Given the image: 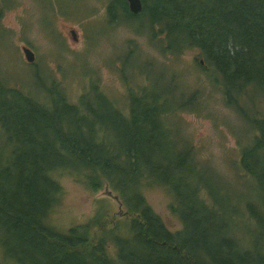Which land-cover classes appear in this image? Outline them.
I'll list each match as a JSON object with an SVG mask.
<instances>
[{"label":"trees","instance_id":"16d2710c","mask_svg":"<svg viewBox=\"0 0 264 264\" xmlns=\"http://www.w3.org/2000/svg\"><path fill=\"white\" fill-rule=\"evenodd\" d=\"M140 2L141 9L130 13L126 0H109L107 11L128 19L146 15L147 29L157 27L170 53L197 47L219 79L225 104L247 125L238 162L252 181L251 200L242 202L246 218L233 210L231 224L213 225L210 215L197 220L184 211L187 202L194 213L206 207L205 190L185 181L198 160L184 141V150L177 146L167 127L175 107H164L155 95L142 88L128 93L122 112L93 86L69 103L62 90L56 95L44 87L47 99L39 100L1 78L0 134L7 146L0 159V232L8 241L0 247L17 264H26L31 250L29 264H264V241L251 236L253 222L264 224V0ZM105 125L114 132L112 141L100 135ZM56 168L84 170L89 185L109 186L125 206L124 232L104 230L89 245L85 227L61 232L49 226L46 215L59 190L50 175ZM151 183L171 194L170 208L182 223L178 231L168 230L146 204L141 188ZM106 234L113 255L106 252Z\"/></svg>","mask_w":264,"mask_h":264},{"label":"rangeland","instance_id":"374dc122","mask_svg":"<svg viewBox=\"0 0 264 264\" xmlns=\"http://www.w3.org/2000/svg\"><path fill=\"white\" fill-rule=\"evenodd\" d=\"M108 1L0 0V79L39 100L47 99L45 88L56 95L62 90L69 103L93 86L122 112L127 108L128 93L143 89L147 96L155 95L164 107H175L166 116L167 127L175 135L177 146L184 150L186 143L198 160L190 164V176L185 175V181L205 190L200 196L204 195L206 207L194 213L192 203L187 202L184 211L197 220L210 215L213 225L217 221L231 224L233 210L246 218L242 202L251 200L252 181L238 162L249 131L237 112L225 104L216 74L202 62L197 47L185 46L170 53L157 27L147 29L146 15L128 19L113 9L111 17ZM71 29L75 40L69 34ZM22 45L33 52L32 62L24 60ZM111 130L103 126L101 137L112 141ZM6 146L0 134L1 160ZM50 175L59 190L46 215L49 226L61 232L72 226L80 227L79 231L85 227L89 245L95 244L104 230L117 226L120 233L124 232L122 225L128 218L121 211L125 206L103 181L94 188L81 169L56 168ZM141 192L168 230L182 228L170 208L172 197L165 187L144 184ZM252 229V240L264 241V224L253 222ZM240 232L235 231L237 235ZM5 240L0 232V243ZM105 242L107 254L113 255L114 241L107 234ZM28 254L23 258L30 262L34 253L31 250ZM0 264L17 263L0 247Z\"/></svg>","mask_w":264,"mask_h":264},{"label":"water","instance_id":"95a60500","mask_svg":"<svg viewBox=\"0 0 264 264\" xmlns=\"http://www.w3.org/2000/svg\"><path fill=\"white\" fill-rule=\"evenodd\" d=\"M126 3H127L128 11L130 13H136L141 9L140 0H126ZM69 32H70L69 34H71L74 37L75 31L73 29H71ZM21 48H22V52H23V55L25 58L24 60L32 62L33 61L32 60L33 59V53L31 51V49L28 48L27 46H22ZM106 187L107 186L105 185V188ZM118 202H120V201H118Z\"/></svg>","mask_w":264,"mask_h":264},{"label":"flooded vegetation","instance_id":"af4514ba","mask_svg":"<svg viewBox=\"0 0 264 264\" xmlns=\"http://www.w3.org/2000/svg\"><path fill=\"white\" fill-rule=\"evenodd\" d=\"M127 8H128V7H127ZM69 31H70V30H69ZM69 33H70V32H69ZM70 36H71L72 39H74V40L76 39V34H75V33H74V37H73L71 34H70ZM22 46H26V45H22ZM22 46H21V47H22ZM21 47H20V48H21ZM27 47H28V46H27ZM28 48H29V47H28ZM21 51H22V48H21ZM32 53H33V52H32ZM33 58H34V54H33Z\"/></svg>","mask_w":264,"mask_h":264}]
</instances>
